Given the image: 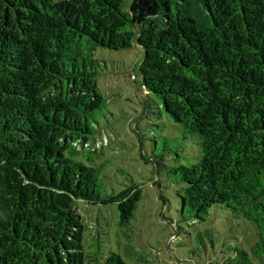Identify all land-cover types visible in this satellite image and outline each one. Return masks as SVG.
<instances>
[{"label":"trees","instance_id":"trees-1","mask_svg":"<svg viewBox=\"0 0 264 264\" xmlns=\"http://www.w3.org/2000/svg\"><path fill=\"white\" fill-rule=\"evenodd\" d=\"M123 3L0 0V264H84L76 200L116 201L120 223L132 218L139 190L102 198L90 154L108 139H89L105 107L94 51L133 43L144 96L198 142L195 162L156 164L178 185L181 219L219 205L249 220L251 257L229 247L222 264H264V0ZM100 264L127 263L109 252Z\"/></svg>","mask_w":264,"mask_h":264},{"label":"rangeland","instance_id":"rangeland-1","mask_svg":"<svg viewBox=\"0 0 264 264\" xmlns=\"http://www.w3.org/2000/svg\"><path fill=\"white\" fill-rule=\"evenodd\" d=\"M131 2L124 0L123 9ZM94 57L105 107L89 140L108 139L90 154L92 163L100 166L102 198L129 187L139 190V198L127 224L120 223L116 201H75L83 225L84 264H100L109 252L127 264H222L224 257L232 256L229 247L242 248L251 257L258 235L249 220L219 205L210 206L204 220L181 219L178 185L166 168L156 164L192 163L200 150L197 139L183 138L180 126L155 95L144 96L141 48L136 43L120 50L97 47ZM84 154L75 157L91 163Z\"/></svg>","mask_w":264,"mask_h":264},{"label":"built area","instance_id":"built-area-1","mask_svg":"<svg viewBox=\"0 0 264 264\" xmlns=\"http://www.w3.org/2000/svg\"><path fill=\"white\" fill-rule=\"evenodd\" d=\"M106 143V141H104V143L103 144H105ZM79 146H83V147H89V145H90V143L89 142H84V143H82V144H78ZM99 145H101V141L100 140H98V141H95L94 143H93V146L95 147H98Z\"/></svg>","mask_w":264,"mask_h":264}]
</instances>
